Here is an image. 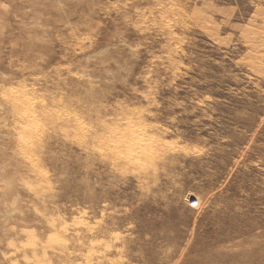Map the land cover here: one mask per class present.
<instances>
[{"label": "rangeland", "instance_id": "1", "mask_svg": "<svg viewBox=\"0 0 264 264\" xmlns=\"http://www.w3.org/2000/svg\"><path fill=\"white\" fill-rule=\"evenodd\" d=\"M0 264H264V0H0Z\"/></svg>", "mask_w": 264, "mask_h": 264}]
</instances>
